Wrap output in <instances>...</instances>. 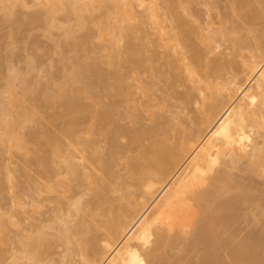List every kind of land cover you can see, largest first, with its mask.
Returning a JSON list of instances; mask_svg holds the SVG:
<instances>
[{
  "label": "rangeland",
  "instance_id": "1",
  "mask_svg": "<svg viewBox=\"0 0 264 264\" xmlns=\"http://www.w3.org/2000/svg\"><path fill=\"white\" fill-rule=\"evenodd\" d=\"M78 1L0 0V264H197L209 244L194 222L240 190L253 199L229 212L231 231L263 234L264 170L250 144H264L253 103L264 0H133L127 12L117 0ZM197 54L216 68L200 70ZM216 81L249 88L250 113L207 86ZM153 143L175 153L168 173ZM184 165L231 185L202 194L183 183ZM168 196L179 233L153 241L148 212Z\"/></svg>",
  "mask_w": 264,
  "mask_h": 264
},
{
  "label": "bare ground",
  "instance_id": "2",
  "mask_svg": "<svg viewBox=\"0 0 264 264\" xmlns=\"http://www.w3.org/2000/svg\"><path fill=\"white\" fill-rule=\"evenodd\" d=\"M76 1H78V0H76ZM80 1L81 0H79L78 2H80ZM82 1L84 2V0H82ZM86 1H88L87 5H90L89 3L91 1L93 3V0H86ZM94 1L95 2L93 4L95 6L96 1H99V0H94ZM114 1H116V0H114ZM132 2H133V0L132 1H130V0H117L116 2H114V4H116L115 7H118V9L123 7L125 9V11L127 12V10L129 11V10H131V8L132 9L134 8V7H132V5L134 4V3L132 4ZM137 3L142 4L143 0H137ZM149 8L152 9V7H150V6H149ZM155 8L157 9V7H154L152 11L150 9V11H151L150 16L153 17L152 18L153 20L158 15V14H156ZM157 18L159 19L158 16H157ZM154 22H157V20L156 21L154 20ZM158 30H159L160 35H162V36L164 33V36H163V37H165L164 41L168 42L170 38L165 35L164 27L159 25ZM212 40H215V38L212 37ZM202 55L203 54H197L194 57H192V60L195 61L197 63V65H199L201 67V68H199L200 70L203 68L214 70L216 68L215 67L216 61L215 60L213 61L211 59L210 62L208 63L207 61H209V60L207 59V57H205L206 55H203V56ZM204 59H207V61L206 60L204 61ZM232 59H234V58H232ZM232 59L230 61L228 60L227 63L229 62L228 64L229 65L231 64L230 66H238L239 61L237 62V59H236V61H234ZM186 68H187L188 73L193 77L195 76L196 77L195 80H198V78L200 77V74H199L200 70L198 69L197 71L196 70L192 71L193 67L190 66V63H188ZM263 77H264V69H263L262 75H260V74L255 75V81H256L257 87L259 88L260 91H259L258 96L256 97V99L253 103H255L257 105L258 109L259 108L264 109V90H263L264 79H263ZM233 82L234 81H229V83L227 82V84H226V83H221V81H216L215 83L209 84L207 86H209V87L214 86L213 90H217L218 86H219L220 90H227V94L229 95V98H230L229 102L233 105V107L235 109L241 110V117H242L245 115V113H250V111L245 110V107H244V104H245L244 100L246 99V96L249 94V92H248L249 88H244V89L238 88V87L231 88L232 87L231 85L233 84ZM198 83H200V82H198ZM220 83H221V85H219ZM242 87H244V86L242 85ZM199 88H200V86H199ZM200 93L202 95H204L202 89L200 90ZM212 95H216V94L212 93ZM256 111L259 112L258 110H255V112ZM67 129H68L67 131L69 132L70 129H72V128L67 127ZM71 132H73V130H71ZM11 134H12V132H11ZM259 136L262 137L263 135H261V133H260ZM258 140L259 139H256V138L251 139V143H253V144H250V147H251V149L257 150V152L255 153V155H253L254 158L253 159L250 158V160H251V163H252L251 165L253 166L254 170H256V171L261 170L262 171V170H264V149H263L264 144L261 147V145H258L259 144ZM153 144L154 145L152 147L150 146L148 148V149H150L149 152L152 153L153 159L159 165L160 169L163 172L168 173V168L164 165V163L167 159H174L175 153L173 152L172 148L164 147L162 145V143L160 144V146H163V147H160V146L157 147L155 145V143H153ZM174 161H176V160H174ZM206 173L207 172L192 170V169H190L184 165V173L182 175L183 183H196V184L201 185L202 186V191H201L202 194L207 192L206 190H208L210 185H212L214 192L216 194L220 192V189L226 188V186L228 187L231 185V182L228 180V182L230 183L229 185L225 186L224 183L227 182V181H225L222 185L217 186V184H215L214 180L212 179L211 175L206 174ZM241 193H243L244 195ZM246 193L247 192L240 190V192L237 193L238 195L234 194L233 197L232 196L230 197L231 199L229 198L230 200L222 201L224 203H221V201H219L220 203H218L217 202L218 200H213L214 202H211L210 204H208L209 208H210V205L213 204V205H211V207L213 206L212 210L209 209L211 211V213H210V211H207V210H205L206 211L205 213H203V211H201V214H200L201 219H198L194 222V229L201 228L205 232V236L203 238V241L207 242L209 244V248H208L207 252H205L201 256V258H199L200 260L198 259L199 262L197 264H213V263H215V262H217L223 258H231L234 261L245 260V261H250L253 264H264V235H263L264 233L263 234L261 233L263 236L261 234H259V237H256V238L253 237V239H252L251 236H250V238L248 237L249 233L247 231L246 232L248 234L245 235L246 233L244 232L245 233L244 237H242L243 235H240L241 232L239 233V235H240V237H239L238 233L231 231V225H232L233 217L229 216L230 215L229 212L231 213V211L235 210L240 204L243 205V204H245V202L247 203L249 201H252L253 196L248 193L249 196L251 195L249 197ZM171 198L172 197H170V196L164 197V199H162L163 201L161 200L162 203L160 202L161 203L160 206L158 204L157 205L158 207H155L154 210H151L148 212V215L151 217V219L155 223V225L152 229V233H151L152 238H150L153 241L158 236L173 237L177 234L176 232H178L180 229L183 215H179V217L177 219H173V216H174L173 214L176 213V210L178 208H176L172 205V199ZM197 202L198 203H195V204H197V206H195L194 208L201 209L203 207H206V205L202 204L201 201L197 200ZM185 208H184V210H185ZM189 210L190 209H188V208H187V210H185V212L187 213L186 217L191 216V213L189 212ZM157 211H162V213H164V216L159 217L156 213ZM0 217H1V215H0ZM1 224H2V222H1ZM1 224H0V226H1ZM236 232H239V231H236ZM237 237H239L240 239L237 240ZM187 243L190 245H192V244L195 245V244H197V241L192 239L191 242L188 241Z\"/></svg>",
  "mask_w": 264,
  "mask_h": 264
}]
</instances>
